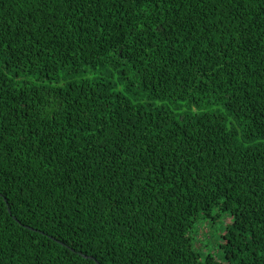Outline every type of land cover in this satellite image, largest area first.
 Here are the masks:
<instances>
[{"label":"trees","instance_id":"trees-1","mask_svg":"<svg viewBox=\"0 0 264 264\" xmlns=\"http://www.w3.org/2000/svg\"><path fill=\"white\" fill-rule=\"evenodd\" d=\"M0 264H264V0H0Z\"/></svg>","mask_w":264,"mask_h":264},{"label":"rangeland","instance_id":"rangeland-1","mask_svg":"<svg viewBox=\"0 0 264 264\" xmlns=\"http://www.w3.org/2000/svg\"><path fill=\"white\" fill-rule=\"evenodd\" d=\"M96 77H104L112 84H118V77L116 74L106 77L104 71H98L95 73H87L88 80H93ZM123 86L117 85L116 91H121ZM160 103H156L154 106H158ZM195 112V110H193ZM232 219L228 213H219L217 210L211 212L210 217L202 218L198 217L194 227L189 231V236L192 238L193 250L204 256L211 255L218 262L223 261V252L220 248L222 243V235L225 232L226 226L231 223Z\"/></svg>","mask_w":264,"mask_h":264},{"label":"water","instance_id":"water-1","mask_svg":"<svg viewBox=\"0 0 264 264\" xmlns=\"http://www.w3.org/2000/svg\"><path fill=\"white\" fill-rule=\"evenodd\" d=\"M8 210V212H9V209H7ZM82 257H84V258H87L86 256H83V255H81Z\"/></svg>","mask_w":264,"mask_h":264}]
</instances>
